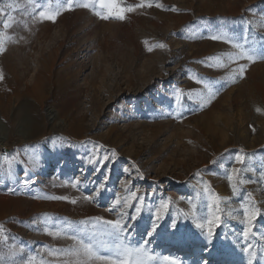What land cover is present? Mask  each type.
I'll use <instances>...</instances> for the list:
<instances>
[{
	"label": "rangeland",
	"instance_id": "1",
	"mask_svg": "<svg viewBox=\"0 0 264 264\" xmlns=\"http://www.w3.org/2000/svg\"><path fill=\"white\" fill-rule=\"evenodd\" d=\"M84 2L0 0V264H264V0Z\"/></svg>",
	"mask_w": 264,
	"mask_h": 264
},
{
	"label": "snow or ice",
	"instance_id": "2",
	"mask_svg": "<svg viewBox=\"0 0 264 264\" xmlns=\"http://www.w3.org/2000/svg\"><path fill=\"white\" fill-rule=\"evenodd\" d=\"M94 4L99 9H102L103 11H95V14L100 17L101 19L108 20V19H118V20H125L126 14L135 11L136 8H144V7H152L153 5L151 3H146L144 0L140 4L132 5V6H122L119 0H86V2L82 3L80 6L84 8H89L90 5ZM67 10H72L73 4L72 0H67ZM157 7H162L159 4H156ZM59 11L55 12H45L41 11L39 13L40 17L42 19H46L52 22H55L57 16L59 15ZM7 27V24L4 25ZM212 40H223L226 38H222L217 35H212L209 37ZM3 44H4V38L3 33H0V51L3 50ZM235 48L239 49V51L233 56L229 55L230 60H238V59H247L251 62H255L257 58V53L254 48L252 47H245L244 45H241L239 43H236L233 45ZM160 47H164V45H160ZM149 51H151V48H149ZM264 58V56L260 57ZM245 71V66L241 65L239 72L240 74H243ZM0 79H3V74L0 73ZM211 91V89H210ZM259 111V109H257ZM107 158V157H105ZM243 159V157L238 156L237 162H240ZM9 172H11V163L9 162ZM239 170L233 169V173H238ZM229 180L232 181L234 179L233 175H230ZM242 182V181H240ZM135 194H133L134 196ZM54 199H66L65 197H53ZM76 201L73 200L72 203H75ZM259 214L258 209H245V218L247 220V223L249 225L248 230L244 232V235L247 237L249 231H251V226L253 222L256 220L257 216ZM220 219L219 216L215 217L214 220L210 219L208 220V224L210 227L208 228V233L211 236L212 235V225L215 221H218ZM107 225H110V235L115 241L121 240V234L123 232V228L121 225L120 220L116 221H106ZM200 226V225H198ZM71 254L76 256H86L89 259L97 256V251L93 245L90 244H84L83 242L80 243L79 247L72 250ZM251 255L254 256V253H251ZM115 256L116 259L113 260V264H146L147 260H150L151 257L147 255L146 250L136 247L132 248L130 246H125L123 244H118L115 249ZM99 258V257H97ZM169 264H176V261L170 260ZM249 264H252L250 261Z\"/></svg>",
	"mask_w": 264,
	"mask_h": 264
},
{
	"label": "bare ground",
	"instance_id": "3",
	"mask_svg": "<svg viewBox=\"0 0 264 264\" xmlns=\"http://www.w3.org/2000/svg\"><path fill=\"white\" fill-rule=\"evenodd\" d=\"M51 114L54 116V112L51 110ZM5 143L3 142V141H1V139H0V147H3V145H4ZM82 149V148H81Z\"/></svg>",
	"mask_w": 264,
	"mask_h": 264
}]
</instances>
